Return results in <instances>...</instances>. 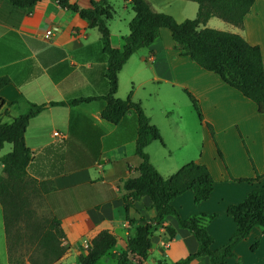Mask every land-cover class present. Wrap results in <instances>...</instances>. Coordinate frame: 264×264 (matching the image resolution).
Wrapping results in <instances>:
<instances>
[{
  "label": "crops",
  "instance_id": "1",
  "mask_svg": "<svg viewBox=\"0 0 264 264\" xmlns=\"http://www.w3.org/2000/svg\"><path fill=\"white\" fill-rule=\"evenodd\" d=\"M89 1L69 0L79 7L88 6ZM147 1L156 11L168 13L176 21L194 16L197 6L195 0ZM110 4L114 10L108 21L110 43L120 47V37L128 32L132 11L127 0ZM207 23L208 19L204 25L208 26ZM215 24L216 29L238 32L247 42L259 46L264 77V0H253L240 29H224L218 27V22ZM105 60L98 30L88 27L76 12L61 7L55 0H38L26 10L0 0V76L8 78L0 87V121H9L23 112L27 102L104 94ZM184 91L197 101L201 131L197 149L186 157V132L177 122L181 119L177 104L187 99ZM128 93L159 131L161 141L151 140L143 149L160 175L167 176L189 160L207 167L213 179L207 198L193 203L192 192L185 190L170 203L182 218L198 212L214 213L205 227L212 237L210 247L221 245L235 227L225 213L226 205L241 200L249 189L264 186V117L252 100L216 73L181 54L166 27H160L147 46L122 63L114 95L122 98ZM103 105L102 98L74 105H46L28 119L23 132L25 146L36 154L28 171L37 178H43L49 170L50 152L60 150L54 147L48 153L41 151L43 146L71 135L73 141L92 150L87 159L74 163L73 169L52 175V187L43 195L62 230L64 251L59 259L68 264H76L77 254L102 229L114 236L115 243L92 264H114L112 254L124 247L134 226L152 220L155 215L145 195L130 201L126 208L123 205L122 182L137 174L135 167L139 161L134 153L135 117L128 111L118 122L110 124L99 117ZM172 148L177 150L175 154L171 153ZM252 177L248 182L236 180ZM166 225L174 227L173 236H168ZM253 240H257V246L249 250ZM149 242L143 257H131L139 258V264H171L196 249L193 236L176 226L171 215L152 223ZM234 253V257L225 259V264H250L251 255H264V231L253 226L236 243ZM0 257L7 264L1 208ZM187 264L210 263L207 256L198 255Z\"/></svg>",
  "mask_w": 264,
  "mask_h": 264
},
{
  "label": "trees",
  "instance_id": "2",
  "mask_svg": "<svg viewBox=\"0 0 264 264\" xmlns=\"http://www.w3.org/2000/svg\"><path fill=\"white\" fill-rule=\"evenodd\" d=\"M38 0H7L15 8L26 10ZM61 7L76 12L86 21L88 27L99 32L101 50L106 55L103 75L107 81V90L102 95L78 96L66 100L43 103L27 102L23 112L9 121H0V149L9 143L8 151L0 153V208L7 253V264H48L64 251L61 243L62 230L58 219L51 213H37L38 206L44 202L43 195L51 189V176L69 171L74 163L87 159L92 150L77 143L71 135L54 144H47L41 151L50 152L49 170L43 178H37L28 171V166L36 155L29 150L23 139V132L30 117L46 105H74L92 99L102 98L104 105L99 117L114 124L130 111L135 117L134 153L139 161L135 169L137 174L122 182L125 190L122 195L126 208L130 201L145 195L149 198L155 215L148 222L136 224L132 234L127 236L124 247L113 253L114 264H139L150 246L149 234L153 222H159L171 215L176 226L187 229L196 241V249L171 264H187L194 256L205 255L210 264H225L227 257H234V246L243 239L253 226L264 231V186L249 189L241 200L229 203L225 213L231 217L235 227L227 240L211 248L212 237L205 224L214 217V213L198 212L180 217L170 201L185 190L192 192V201L197 203L207 198L212 189L213 179L204 164L189 160L178 166L167 176H162L149 162L143 147L151 140L161 141L157 127L149 122L138 101L114 95L117 87V72L126 58L138 49L147 46L158 34L160 27L169 29L174 47L181 54L188 55L202 68L216 73L222 81L237 89L252 100L257 111L264 117V77L260 48L247 42L238 32L205 26L208 18L215 16L231 25L241 28L243 16L249 11L253 0H195L196 11L193 17L176 21L170 14L156 11L147 0H127L132 16L127 22L128 32L120 37L121 46L110 43L108 21L112 17L113 7L107 0H90L88 6L79 7L69 0H55ZM8 81L0 76V87ZM187 95L197 118L200 110L196 99L187 91ZM3 100L0 98V104ZM220 155L219 151L217 150ZM252 178H236L238 181H250ZM132 222L131 219H129ZM168 236L174 235V227L165 226ZM115 243L114 236L107 230H99L88 241L86 249L79 252L76 264H92ZM257 246L254 240L249 249ZM30 251L25 252L27 249ZM24 253L27 255L24 258ZM136 255V260L131 257ZM25 259V261H24ZM233 264H241L235 261Z\"/></svg>",
  "mask_w": 264,
  "mask_h": 264
},
{
  "label": "rangeland",
  "instance_id": "3",
  "mask_svg": "<svg viewBox=\"0 0 264 264\" xmlns=\"http://www.w3.org/2000/svg\"><path fill=\"white\" fill-rule=\"evenodd\" d=\"M108 1L110 3H113L114 0H108ZM128 8L130 9L129 5H128ZM215 22H218V24H219L218 27L221 26V27H224V29L234 28V26L231 25L230 23H227V22H225V21H223L220 18L215 17V16L208 18V23H207L208 27L216 28L217 25L215 24ZM217 29H219V28H217ZM146 86H149V83H147ZM177 109L181 113V119L177 120V122L181 125L182 130L184 132H186V134L184 135V137H185L184 142H185L186 148L183 149L184 156L186 157V156H190L191 154H193L194 153L193 151L195 149H197V142L200 141L201 131H200V128L198 125L199 123H198L196 113L193 110L188 97H187V99L184 98L183 104H181V103L177 104ZM164 133H165V130H164ZM153 144H158V143H153ZM9 147H10L9 143H4L3 147L0 149V153L8 151ZM159 148H161V147H159ZM175 152H177V150L172 148L171 153L175 154ZM36 212L37 213L42 212L46 215L51 214L50 210L47 208L45 203H43L42 205L40 204L38 206ZM30 249H31V247L29 249H27L25 252H27V251L29 252ZM26 255H27V253H24V258ZM251 256L249 257L250 264H264V255H262L261 253H255L254 255H251ZM24 261H25V259H24ZM0 264H5V262H3L1 260V257H0ZM48 264H68V263L60 261V259L58 257V258L50 261Z\"/></svg>",
  "mask_w": 264,
  "mask_h": 264
},
{
  "label": "built area",
  "instance_id": "4",
  "mask_svg": "<svg viewBox=\"0 0 264 264\" xmlns=\"http://www.w3.org/2000/svg\"><path fill=\"white\" fill-rule=\"evenodd\" d=\"M46 33H48V32H46ZM53 134H54V135L57 134L56 131H53Z\"/></svg>",
  "mask_w": 264,
  "mask_h": 264
}]
</instances>
